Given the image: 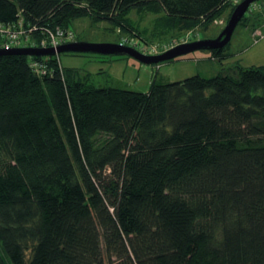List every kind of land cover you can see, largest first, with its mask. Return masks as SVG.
<instances>
[{
    "label": "trees",
    "instance_id": "1",
    "mask_svg": "<svg viewBox=\"0 0 264 264\" xmlns=\"http://www.w3.org/2000/svg\"><path fill=\"white\" fill-rule=\"evenodd\" d=\"M229 2L0 0V24L89 17L146 43L132 10L186 32ZM29 63L0 57V264H264V66L142 93Z\"/></svg>",
    "mask_w": 264,
    "mask_h": 264
},
{
    "label": "rangeland",
    "instance_id": "2",
    "mask_svg": "<svg viewBox=\"0 0 264 264\" xmlns=\"http://www.w3.org/2000/svg\"><path fill=\"white\" fill-rule=\"evenodd\" d=\"M242 1L230 0L231 8L220 18L207 27L198 26L186 32L168 28L159 20L162 16L159 14L132 10L128 18L137 29L133 34H138L148 44L157 45L159 54H163L181 44L218 37L231 17L232 7ZM248 16L250 19L244 25L243 22L239 24L231 42L224 48L221 60L214 58L211 50L196 51L158 65H146L127 56L66 52L59 55L60 64L75 78L95 86L142 93H148L154 82H178L195 75L238 77L241 68L264 66V0L253 4L245 15ZM73 27L78 40L90 43L120 44L122 38L128 36V32L123 33L109 21L97 22L89 17L77 19Z\"/></svg>",
    "mask_w": 264,
    "mask_h": 264
},
{
    "label": "water",
    "instance_id": "3",
    "mask_svg": "<svg viewBox=\"0 0 264 264\" xmlns=\"http://www.w3.org/2000/svg\"><path fill=\"white\" fill-rule=\"evenodd\" d=\"M260 0H243L233 11L221 34L214 39H201L191 43L178 45L163 54L148 56L140 53L138 50L116 43H90L86 41H76L64 44L57 49L55 48H16L0 49V57L6 55L22 56H56L61 53H93L105 56H127L138 60L146 65H158L164 62L175 60L179 57L191 54L200 50H222L232 40V37L242 19L248 13L253 4Z\"/></svg>",
    "mask_w": 264,
    "mask_h": 264
},
{
    "label": "built area",
    "instance_id": "4",
    "mask_svg": "<svg viewBox=\"0 0 264 264\" xmlns=\"http://www.w3.org/2000/svg\"><path fill=\"white\" fill-rule=\"evenodd\" d=\"M40 33L34 37L35 33ZM77 41V34L74 29H64L61 27H37L25 25L24 20L12 24H0V49L16 48H55ZM122 45H126L138 50L148 56L158 55V46L148 44L134 36L123 37ZM30 58V68L38 75L43 76L51 70L49 65L50 57L53 56H28ZM40 58V59H37Z\"/></svg>",
    "mask_w": 264,
    "mask_h": 264
}]
</instances>
